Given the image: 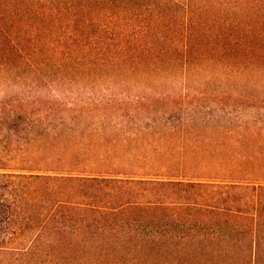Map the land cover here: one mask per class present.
Returning a JSON list of instances; mask_svg holds the SVG:
<instances>
[{
  "label": "trees",
  "instance_id": "trees-1",
  "mask_svg": "<svg viewBox=\"0 0 264 264\" xmlns=\"http://www.w3.org/2000/svg\"><path fill=\"white\" fill-rule=\"evenodd\" d=\"M201 49L236 59L239 77L264 79V0H0V68L28 67L36 76L81 69L87 76L98 71L101 77L132 80L186 79L185 71L180 77L167 71L199 60ZM4 88L0 84V256L68 251L76 240L85 244L127 235L234 242L250 246L256 256L264 243V232L252 227L264 219V163L254 159L261 172L253 169L258 174L226 180L188 172L156 177L154 162L126 159L136 156L137 146L88 148L85 156L94 160L79 161V148L58 146L55 139L65 124L52 120L65 112L63 104L31 101L24 91L5 94ZM152 153L166 163L176 155L184 158L163 149ZM207 154L233 156L227 147ZM142 185L214 194L178 198L161 208L152 198L132 200L137 196L131 190ZM237 192H250L247 205L225 206L235 203ZM141 207L171 210L165 218L199 223L140 230L107 225Z\"/></svg>",
  "mask_w": 264,
  "mask_h": 264
},
{
  "label": "rangeland",
  "instance_id": "rangeland-1",
  "mask_svg": "<svg viewBox=\"0 0 264 264\" xmlns=\"http://www.w3.org/2000/svg\"><path fill=\"white\" fill-rule=\"evenodd\" d=\"M201 52L199 60L192 59L184 68L167 71L177 77L185 71L190 75L186 79L132 80L101 77L98 71L87 76L81 69L50 70L44 71L50 75L36 76L38 74H33L28 67H3L0 68L3 78L0 84L8 86L2 90L5 94L24 91L31 101L43 98L51 104H63L65 112L52 120L65 124L55 139L58 146L70 145L72 150L79 148V161L94 160L93 156H85L88 148L120 146L131 150L137 146L138 151H132L137 157L126 159L135 163L143 160V164L154 162L152 173L156 177L164 179L188 172L189 176L247 179L250 174H258L251 172L253 169L264 171V165L262 168L253 162L258 159L264 163V79L246 77L248 75L239 77L237 74L242 69L236 59H222L221 54L214 55L205 49ZM52 141L53 138L49 143ZM225 147L233 156H207L208 152L216 154ZM161 149L175 155L183 153L184 158L176 155L166 163L152 153ZM194 155L200 156L190 158ZM131 191L132 196H137L132 200L147 202L152 198V202H157L161 208H166L162 204L178 198L214 194L210 189L203 193V189L190 191L147 185ZM237 193L235 203H225V206L247 205L250 192ZM144 208H133L107 225L140 230L153 225L170 227L178 225L174 223H199L194 219L165 218L164 214L174 213L171 210L147 212ZM260 223H253L252 227L257 225V229L264 232V219ZM247 226L251 227L250 224ZM70 248L73 251L63 247L59 250L50 248L46 253L32 250V254L0 256V264H264V243L258 247L256 256L250 255V246L234 242L164 241L129 235L89 240L85 244L76 240Z\"/></svg>",
  "mask_w": 264,
  "mask_h": 264
}]
</instances>
